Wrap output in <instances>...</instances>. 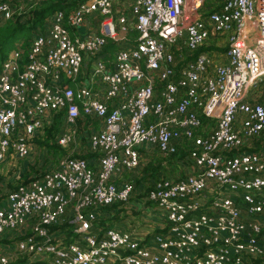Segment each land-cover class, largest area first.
<instances>
[{"label":"built area","instance_id":"obj_1","mask_svg":"<svg viewBox=\"0 0 264 264\" xmlns=\"http://www.w3.org/2000/svg\"><path fill=\"white\" fill-rule=\"evenodd\" d=\"M44 1L0 0V25ZM117 1L55 11L48 31L2 65L0 163L28 157L30 141L59 111L66 110L62 146L75 140L82 116L101 118L103 128L90 136L98 168L69 156L0 199V241H13L0 244V264H246L263 256L264 142L257 151L242 149L264 131V94L249 95L264 80V0H131V20ZM96 13L99 33L71 34L67 24L83 28ZM131 29L135 44L117 51L115 68L93 63L92 74L106 85L103 98L63 82V74L76 81L84 53L97 57ZM218 35L227 37L220 59L202 49ZM184 142L194 172L160 179L146 196L170 226L153 246L115 228L101 239L90 233L97 210L130 201L134 183L114 177L140 167L141 148L169 154ZM71 214L82 240L57 241L50 227Z\"/></svg>","mask_w":264,"mask_h":264},{"label":"trees","instance_id":"obj_2","mask_svg":"<svg viewBox=\"0 0 264 264\" xmlns=\"http://www.w3.org/2000/svg\"><path fill=\"white\" fill-rule=\"evenodd\" d=\"M84 1L86 0H47L38 4L23 16L9 20L5 24L0 25V69L2 67V64L8 58L9 53L12 51V49L17 47V44L18 42H21V39L23 42L22 46H24L25 51L30 48L31 42L34 39L35 34L37 35L39 33L45 32L47 27V20L53 15L55 11L61 9L64 10L65 12H68ZM217 43L218 41L214 39L213 44L210 47L202 48V49L211 50L214 46L218 45ZM119 48H120L119 44L110 41L107 44L104 53L112 54ZM223 50H226V48H223ZM65 121H66V110H62L57 113H54L53 121L51 125L47 126V130H46L47 135L45 141L42 142V140H39V143L45 144L49 149V151L54 156H56V158L57 155H59L60 156L59 158H61L63 157L61 155L66 153L64 147L58 143V138L62 132ZM263 142H264V131L259 137L253 139L252 147H244L242 151H257L260 149V145ZM190 147L191 145L187 142H184L182 144L180 143L177 145L176 151L169 154H164L159 150L155 151L154 153L153 151L147 152L146 150L143 149L142 150L143 154L151 153L150 156L154 154L153 155L154 157L152 156L153 157L152 158L149 156L150 160L149 162L147 161L146 166L143 168L144 169L143 178L139 177V174L134 177V173H135L134 171L129 173V177L131 178L128 180L134 183V192L137 194L138 197L134 198V196L132 195L128 203L135 205L137 203L141 204L142 202H144V205L146 207H151V206L158 207L156 203L146 200L147 194L155 185V183L160 179L163 178L182 179L191 173L192 165L195 166V163L193 159L190 157ZM165 164L169 166V169ZM89 166L93 169L96 168L94 165L89 164ZM25 170L26 168L23 170V172ZM30 176L31 173L30 174L29 172L25 173L24 174L25 179H23V181L20 182H22V184L29 182L31 179H33V178H29ZM144 181H146V184L144 183ZM128 203L117 202L112 205L103 206L99 210H97L96 212L97 217L93 223L90 233L96 235L99 239H101L105 237L106 231H108L110 228H115L130 232L129 225H127L126 223L127 209L125 207L127 206H125V204L127 205ZM135 206L137 208L139 207L138 205ZM133 212L135 214L140 213L137 209H135ZM71 217L72 214L69 215L67 219L61 221L59 224L50 227V230L52 234L56 237L57 241H62L64 243H71L82 240V234L75 232L76 225L69 221ZM122 225H123V229L121 227ZM169 227L170 226L168 225L167 222L166 228L164 229L157 228L152 235L146 238L145 241L148 242L150 238L152 237L155 238V236L158 234L166 233ZM63 236H66V238H64ZM10 241L11 240L4 238L0 241V244H7ZM142 244L146 245V242L142 241ZM22 261H24V259H21L18 262H22ZM263 263H264L263 257H259V259L255 258L253 260V264H263ZM12 264H17V263H12ZM40 264H46V263L41 262ZM116 264H121V263L117 262Z\"/></svg>","mask_w":264,"mask_h":264},{"label":"crops","instance_id":"obj_3","mask_svg":"<svg viewBox=\"0 0 264 264\" xmlns=\"http://www.w3.org/2000/svg\"><path fill=\"white\" fill-rule=\"evenodd\" d=\"M131 2V0H130ZM127 3L124 4V6L120 5V0L117 1V8L119 10H121V13H126L127 17L129 20L132 19V16H129L128 13L130 11H128V8H126ZM131 5V4H130ZM77 7V6H76ZM122 8V9H121ZM69 12V11H68ZM67 12V13H68ZM93 16L96 17V19H92L89 18L87 26L83 27V28H75L72 27L70 25L67 24L71 34L73 36L75 35H82V36H86V35H90V34H97L99 33V25H100V20H102V17L99 14H94ZM50 19L51 17L47 20V27L44 33H46L49 29L50 26ZM5 24V23H4ZM40 34V33H39ZM38 35V34H37ZM36 36V34H35ZM126 36L125 40L122 41H116L113 39H109L108 43L110 41H113L117 44L120 45V48H128L131 47L135 44V40L138 36V33L135 30H130ZM20 44H18L19 46ZM17 46V47H18ZM107 46V45H106ZM16 48V47H15ZM14 48V49H15ZM106 48V47H105ZM105 48L102 50V52L97 56V57H93L87 53H84V64H83V68H82V72L81 74L78 76V78L76 79V81H72L71 79H69L68 77H66L64 74L62 75V80L63 82L67 83L68 85H70L71 87L77 89L80 88L82 86H89L93 92L95 93L96 96L103 98L104 95V91H105V86L104 84L100 81V77L97 75H93L92 74V67L91 65L97 60V59H102L103 61H105L107 64H109V67H113L115 68V58H116V53L119 49H117L115 52H113L112 54L110 53H104ZM13 50V49H12ZM27 51V50H26ZM11 53V52H10ZM9 53V54H10ZM184 55H186V51L183 52ZM178 55V54H177ZM188 60V59H187ZM185 62V61H184ZM182 66L179 65V67ZM163 88V83L158 82L157 83V91L159 92L161 89ZM264 94V93H262ZM261 95V94H260ZM85 124V126H83V124ZM67 123L65 121L64 123V127L62 129V132L66 129ZM103 128V121L101 118L93 115V116H82L79 120H78V124L76 125V132H75V140L68 146H63L66 148H75V149H85V147H87L88 149H86L88 151V154L84 155L83 158H85L90 165H94L96 168H98L99 166V154L94 152L90 146V136L96 132H100ZM61 132V134H62ZM40 134V133H39ZM60 134V135H61ZM81 134H85V135H81ZM37 137V136H36ZM84 139V140H83ZM262 144V143H261ZM62 146V145H61ZM146 150L147 152H151L153 150V153L155 151H158L159 149L157 147H153L152 149L148 150L145 148H141V161L143 158H145V161L148 159L147 157L150 156L151 153H145L143 154L142 150ZM160 151V150H159ZM147 156V157H146ZM16 157V156H15ZM78 157V156H77ZM8 158H11L10 156ZM54 168V167H53ZM52 168V169H53ZM50 169V170H52ZM24 170V169H23ZM49 170V171H50ZM48 172V171H47ZM194 172V166L192 165V170L191 173ZM46 173V172H45ZM129 171H124L121 174H118L114 177V181H116L117 183H121L123 181L128 180V176H126L127 174H129ZM190 173V174H191ZM40 176V175H39ZM21 174L15 175V179H12L10 181H6L7 186H11V190L16 189L18 187V185L22 184L23 179H21ZM6 180V178L2 179L0 181V188L3 189L4 186H6V184L4 183V181ZM14 180L17 181V183L14 182ZM20 180V181H19ZM19 181V182H18ZM11 183V184H10ZM4 190V189H3ZM8 192V191H7ZM6 192V193H7ZM5 193V194H6ZM4 194L1 193L0 191V199H2L4 196ZM133 196L135 194H132ZM135 198V196H134ZM129 204V203H128ZM127 204V205H128ZM139 206L138 208L135 207V209L139 210L142 209L141 207H143L144 209H146V212L144 213V217L147 216V218L151 219L153 221V223H151L153 226L152 231L151 229H149L148 231L146 230V233H141V231H143L142 229H140L139 227H137V221H139L138 219H136L134 214H131L134 218L131 219V215H129L126 218V223L127 225H129V230L130 232H132L133 236L138 239L141 243L142 241L146 242V245L148 246H153L154 245V238H150L149 241H145L146 238L150 235H152L154 233V231L158 228V229H164L166 228L167 225V220L165 219V215L163 213V211H161L158 207L156 206H151V207H146L144 205V202H142L141 204H138ZM133 207V206H132ZM127 215V214H126ZM123 229V225L121 226ZM137 229V230H136ZM13 242V241H10ZM117 262L111 263V264H116ZM119 263V262H118Z\"/></svg>","mask_w":264,"mask_h":264},{"label":"rangeland","instance_id":"obj_4","mask_svg":"<svg viewBox=\"0 0 264 264\" xmlns=\"http://www.w3.org/2000/svg\"><path fill=\"white\" fill-rule=\"evenodd\" d=\"M125 3H127L126 8H128V11H130L128 13V15L131 16V5H130L131 2H130V0H120V5L121 6H124ZM207 7H208V4L206 5V7L203 8V10H206ZM203 10H202V13H203ZM215 40L216 41L219 40L218 41L219 43H218L217 46H214L211 49L212 50L211 52H213V54L215 55V57L217 59H220L222 52L225 51V50H223V48H226L225 44L227 42V37L223 36V35H218L217 39H215ZM22 43L23 42H22V39H21V42H18V44H20V45L18 46V44H17V46L24 49V46H22ZM179 44L182 45L183 44L182 41H180ZM91 67L93 68V64L91 65ZM1 69H2V67H1ZM1 69H0V71H1ZM104 86L106 88L105 84H104ZM262 93H264V80L263 81H259V83L256 84L250 90L249 95L257 96V95H260V94L262 95ZM204 120H205V122H206V124L208 126H210V127L216 126V123H217L216 119L209 118V119H204ZM47 126L48 125H45V127L43 128L42 132L39 135L40 137L38 136L37 138H34V139H32L30 141L32 150H31V154L28 157L20 159L19 157H14V156L12 157L11 156V158H7L6 161L0 163V179L2 180L4 178H6V180L4 181L5 184H6V181H10L12 179H15V175L21 174V179H25L24 178V174L29 172V174L31 173V176L29 178H34V177H37L38 175L44 174L45 172H47L50 169H52L53 167H55L56 164L63 158H66V157H69V156L84 157V155L88 154V151L86 150V149H88L87 147H85V149H82V150L78 149V148L75 149V148H71V147L70 148L64 147L66 153L61 155L63 157L59 158L60 156L57 155V158H56V156H54L49 151V149L47 148V146L45 144H43V143L40 144L39 143V140H42V142L45 141V138H46V135H47V131H46L47 130ZM83 126H85V124H83ZM81 135H85V134H81ZM152 156H150V157H152ZM150 157L146 161H145V158L142 159L140 167L136 171H134L135 172L134 173V177L139 174V177L143 178V175H144L143 174L144 173V169L143 168L146 166L147 161L149 162ZM165 165L169 169V166L167 164H165ZM25 168H26V170L23 172V169H25ZM126 176H128L127 179L131 178V177H129V174H127ZM14 182L17 183L16 180H14ZM144 183L146 184V181H144ZM11 188H12L11 186H7V184H6V186L3 187L4 190L0 188V191H1V193L5 194L7 191H10ZM133 194H135L134 195L135 197H138L135 192H133ZM132 205L135 206L137 204H135V205L131 204V203H129L128 205L125 204V206H127V207H125L127 209V211H126L127 212L126 213L127 217L129 215H131V214H134L136 219H138V220L140 219L139 221H137V225L136 226L139 227L140 229L143 228L142 229L143 231H141V233H146V230L148 231L149 229H151V231H152L153 226H151L152 225L151 223H153V221L151 219L147 218V216L144 217V213L146 212V209L141 207L142 209L138 210L140 213L139 214H135L133 211L135 210L136 206L132 207ZM133 218L134 217L131 215V219H133ZM11 234L13 236V233H11ZM63 237L66 238V236H63ZM10 245L13 246L12 244H10ZM259 257H263L264 258V255L263 256H259ZM259 257H257L256 259H259ZM254 259L255 258L248 259L246 264H253V260ZM40 263L41 262H38L36 264H40Z\"/></svg>","mask_w":264,"mask_h":264}]
</instances>
